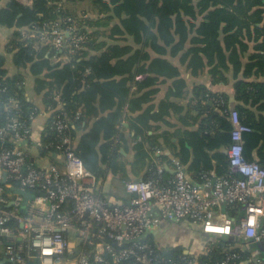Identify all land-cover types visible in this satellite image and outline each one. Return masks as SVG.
I'll return each mask as SVG.
<instances>
[{
	"label": "built area",
	"instance_id": "1",
	"mask_svg": "<svg viewBox=\"0 0 264 264\" xmlns=\"http://www.w3.org/2000/svg\"><path fill=\"white\" fill-rule=\"evenodd\" d=\"M27 30L22 31L23 36L37 37L71 54L83 48L85 40L69 17ZM40 112L49 119L54 135L32 140V123ZM229 121L228 172L202 171L192 180L186 176L184 164L172 157L170 176L164 175L166 165L154 164L144 178L125 182L128 202L113 204L78 155L71 121L60 107L48 106L43 111L36 107L23 118L19 100L1 85L0 239L6 261L198 264L199 255L206 252L203 248L184 249L190 256L175 258L146 239V233L165 223L187 222L206 235L264 242V166L244 158L243 133L249 128L241 123L236 110L229 112ZM14 187L33 195L22 211L23 197ZM235 207L243 211L237 218L227 210ZM76 247L80 250L71 257ZM239 257L238 252L227 250L218 264H235Z\"/></svg>",
	"mask_w": 264,
	"mask_h": 264
},
{
	"label": "trees",
	"instance_id": "2",
	"mask_svg": "<svg viewBox=\"0 0 264 264\" xmlns=\"http://www.w3.org/2000/svg\"><path fill=\"white\" fill-rule=\"evenodd\" d=\"M81 2L90 3L91 10L80 7ZM62 17H69L71 23L85 34L83 48L74 54L42 43L37 37H25L22 34L23 30L33 26L40 29L44 23H54ZM113 20L117 22L113 23ZM111 21L109 32L114 42L119 41V35H129L135 43H145L146 46L151 44L156 47L154 42L160 41L162 45L170 46L172 54L184 52L182 57L189 58L188 67L193 74L205 66H210L212 70L227 68L225 63L238 70L241 57L248 51L247 44L253 39L256 44L253 52L247 55L248 63L243 66V79H238L234 85V96L238 104L228 108L225 114L229 116L231 110L238 112L241 123L249 128V131L243 133V156L248 161H256L264 166V81L247 80L253 74L264 73V0H8L0 7V25L12 29L5 49L7 53H13V65L21 72L14 76L8 75L5 54L0 53V86H6L8 94L19 100L23 118H27L36 106L25 95L22 69L34 76L35 92L44 91L42 96L45 109L60 105L61 111L71 121L72 136L83 121L84 113L80 108L84 106L88 90L96 86L115 91L120 97L115 111L95 123L98 132L91 130L80 138L76 151L85 167L96 178H104L108 172L125 175L116 161L120 155V145L115 146L114 143V139L122 140L118 135L117 124L126 103V92L119 79L128 74L127 65L140 57L141 50H134L125 60L122 56L130 48L113 44L108 45L106 52L89 56L90 49L99 50L98 45L93 44L98 36V28H89L107 26ZM186 43L191 46L187 47ZM157 51L160 54L166 52L163 47H158ZM147 56L146 53L142 54V57ZM165 65V68L173 69L167 62ZM161 71L164 70L161 68ZM174 73L178 74L177 71ZM226 97L221 95L217 100H223L224 105ZM208 118L220 117L214 112ZM48 124L49 119L41 135L44 139L54 135ZM224 124L222 126L226 131L216 128L213 136L205 134L206 130L211 131L212 126L203 127L202 136L194 141L191 154L185 151L178 155L183 162H187L191 156L189 164L194 171V178L197 179L200 172L211 168L218 174L230 170L227 148L231 143V124ZM100 132L102 134L99 135ZM101 138L105 142L99 145ZM160 149L153 144L149 151L152 153ZM135 150L140 158L151 159L140 144L135 146ZM212 160H215L214 165ZM157 161L163 166L169 164L165 154L157 157ZM154 164L151 160L147 163L146 172L141 178L146 176L148 168ZM164 175L168 177L170 172L165 169ZM227 210L235 218L243 213L241 207ZM187 225L190 224L185 222ZM191 227L196 241L206 251L199 255L198 264H218L227 250L240 254L235 264H264V246L255 247V243H246L231 236L206 235L200 229ZM144 236L157 245L153 231ZM165 249L175 258L190 256V253L183 252V247L175 249L171 245ZM105 257L110 259L107 254Z\"/></svg>",
	"mask_w": 264,
	"mask_h": 264
},
{
	"label": "crops",
	"instance_id": "3",
	"mask_svg": "<svg viewBox=\"0 0 264 264\" xmlns=\"http://www.w3.org/2000/svg\"><path fill=\"white\" fill-rule=\"evenodd\" d=\"M8 0H0V7H3ZM30 1V0H29ZM80 7L91 10V4L88 2L79 3ZM87 10V11H88ZM91 15V13H88ZM200 19V17L198 18ZM117 20H113L116 23ZM111 22L107 26L90 27V30L97 29V37L94 45H98L97 49H90L89 56L98 55L109 49L108 45L119 44L120 46H128L129 52L122 57L127 60L133 54L134 50H141L140 57L133 63L127 65L128 74H124L121 78L122 86L126 92V103L121 110L120 120L117 124L118 135L122 140L114 139L115 146L120 145V155L116 158L120 168H123L125 175L113 174L108 172L104 178H96L97 185L102 194L110 203H126L129 195L125 191L124 184L129 180H137L144 176L147 163L151 162L159 164L157 157L165 154L168 157L169 164L166 169L171 172L170 159L176 157L180 160V156L185 151L189 155L192 152L193 143L196 138L202 136V128L212 126L211 131H205V134L214 135L216 128L219 131H226L229 126V116L227 109L238 104L234 96V85L238 79H243L244 65L248 63L247 55L253 52L256 44L251 39L248 42V51L241 57V67L234 69L231 64L225 63L227 68H217L212 70L210 66H205L197 73H191L188 67L189 58H183L184 52L178 54L170 53V46H164L162 43L154 42V45L146 46L145 43H135L133 37L129 35H119V41L114 42L110 38L109 28ZM12 29L0 25V53L5 54V67L8 75L14 76L21 72L12 62L13 53L6 52V44ZM187 47L190 43H186ZM172 46V45H171ZM163 47L166 52L160 54L157 49ZM146 53L147 58L142 57ZM167 64L173 66L175 70H169ZM161 68L164 71H161ZM167 71L168 73H166ZM178 72L175 74L174 72ZM173 72V73H172ZM25 95L27 99L37 108L43 111V92L37 93L35 78L28 70H23ZM45 75V74H44ZM249 81H264V73L251 75L247 78ZM224 95L223 100L219 102L217 99ZM120 97L115 91L109 88H100L92 86L85 95L84 106L80 109L84 113L83 121L73 132L74 146L76 149L80 138L87 132L99 130L95 127V123L101 118L107 117L115 111L116 105ZM60 107L56 105L55 108ZM217 113L219 119H209L210 113ZM47 116L40 112L32 123L31 139L41 137L47 124ZM209 121V122H208ZM95 127V128H94ZM94 128V129H93ZM137 133H139L137 135ZM102 134L101 132L99 135ZM116 138V137H115ZM105 142L101 138L99 145ZM140 144L141 149L150 155V160H144L136 154L135 146ZM158 145L159 151L150 152L151 145ZM32 153L34 149L30 148ZM177 155V156H175ZM191 156L187 162L181 161L185 166V173L189 179L194 178V171L190 167ZM138 161V163H136ZM212 165L215 160L211 161ZM216 172L214 168L211 170ZM179 224V223H178ZM177 224H164L163 226L153 230L156 244L161 247H169L177 239L173 235L170 226ZM185 225L183 228L185 229ZM184 236L188 237L186 231ZM194 236L190 233L189 237ZM166 237H168L166 239ZM196 237V236H194ZM156 245V246H157ZM199 247L198 249H201ZM258 251V250H257ZM4 242H0V261L4 260ZM3 261L2 264H4ZM33 264V263H30Z\"/></svg>",
	"mask_w": 264,
	"mask_h": 264
},
{
	"label": "rangeland",
	"instance_id": "4",
	"mask_svg": "<svg viewBox=\"0 0 264 264\" xmlns=\"http://www.w3.org/2000/svg\"><path fill=\"white\" fill-rule=\"evenodd\" d=\"M170 224H174V223H170ZM175 224L177 225L170 226L171 231L173 232V235L175 237L178 236L177 239L173 242L172 247H174L175 249H179L183 247L185 250H196L202 246V244L196 241V238L194 237L195 234L193 232L191 225H187V227H185L184 229L183 228V225H185L184 222L179 223V224L175 223ZM184 231H186V233L188 234V237L183 235ZM190 233L194 234V236L189 237ZM70 238H71V241L74 238V234L72 231H70ZM167 238L168 237H166V239Z\"/></svg>",
	"mask_w": 264,
	"mask_h": 264
},
{
	"label": "water",
	"instance_id": "5",
	"mask_svg": "<svg viewBox=\"0 0 264 264\" xmlns=\"http://www.w3.org/2000/svg\"><path fill=\"white\" fill-rule=\"evenodd\" d=\"M13 190H14L15 193H17V194H19V195H21L23 197V200H22V203H21V210L24 209L25 206L27 205L28 201L33 197L32 193H30L28 191H25V190H22V189H19L17 187H14ZM193 228L199 229V227H196V226H193ZM79 242L80 241H78L77 244H79ZM261 245L264 246V242L255 243V247H257V246L259 247ZM79 250H80L79 247H76L75 250H74V253L72 254L71 257H75L78 254ZM3 261H5V259L0 261V264H2Z\"/></svg>",
	"mask_w": 264,
	"mask_h": 264
}]
</instances>
